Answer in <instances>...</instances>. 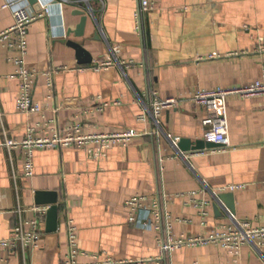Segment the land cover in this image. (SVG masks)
Here are the masks:
<instances>
[{"label":"crops","instance_id":"1","mask_svg":"<svg viewBox=\"0 0 264 264\" xmlns=\"http://www.w3.org/2000/svg\"><path fill=\"white\" fill-rule=\"evenodd\" d=\"M57 2L63 34L47 14L25 36L26 67L39 72L64 67L53 76L52 94L43 75L36 80L32 99L40 112L17 110L20 80L13 73L19 53L9 46L14 34L0 43V240L11 238L20 221L28 231L37 219L40 233L38 248L10 251L0 245V264H62L69 219L86 252L77 257L80 263L264 264V248L253 244L234 255L213 244L183 246L161 258L156 231L142 224L147 214L130 223L124 205L135 194L150 204L165 193L174 237L206 235L240 220L264 226V95L226 97L230 147L225 149L192 150L205 140L210 115L189 99L197 89L239 87L263 77L264 0H153L140 33L138 0ZM4 3L0 0V33L14 24ZM76 9L87 15L80 36L67 34L80 22V15L72 14ZM72 44L86 53L87 62H79ZM109 61L108 67H93ZM151 89L160 99L176 100L159 117V136L151 134L149 118L137 120ZM104 102L108 105L99 110ZM77 123L81 134L132 127L141 135L126 146L112 144L98 157L74 146L35 150L34 173L27 177L22 148L3 143L23 139L29 127L43 137ZM233 185L238 187L231 190ZM223 193L232 195L233 212L218 198ZM192 199L207 202L205 224Z\"/></svg>","mask_w":264,"mask_h":264},{"label":"built area","instance_id":"2","mask_svg":"<svg viewBox=\"0 0 264 264\" xmlns=\"http://www.w3.org/2000/svg\"><path fill=\"white\" fill-rule=\"evenodd\" d=\"M80 2L89 3L90 0H76ZM139 6L135 14L137 30L141 32L142 16L149 10L154 8L153 0H138ZM3 7H8L12 10L13 25L6 29L5 32L0 33V43L5 42L11 33L14 34V42L9 46L16 47L19 55L15 56L14 62L16 70L13 73L18 77L19 96L16 101V108L19 112H40L38 104L33 99V86L36 80L43 75L46 79V86L52 94L53 90V76L59 69H50L45 71H37L34 68H28L24 65V58L22 57L26 48L25 36L30 25L40 17L48 14L47 8H42L40 11L32 9L31 5L24 2V0H5ZM217 55V54H214ZM112 62H104L98 65H93L96 69L104 68L111 65ZM230 94L238 95L241 98H247L254 95H264V75L260 79H256L244 86L230 87V88H213L212 90L197 89L191 94L189 99L193 103L201 105L210 115L209 128L204 132L203 137L206 141L219 144L223 149L230 147L228 133V119H227V102L226 97ZM148 103L145 105V112L137 116L138 121H144L149 118L154 124L151 134L159 136L162 133L159 117L165 108L173 107L176 104L174 98H159L158 92L155 89L149 91ZM108 104L102 103L98 109L103 110ZM81 124L73 125L63 133L55 132L52 136L36 137L35 128L29 127L26 135L21 140L5 139L4 145L9 149L12 147H21L24 156L23 176H32L34 173L33 153L35 150L60 147V146H74L88 151L89 157L101 156L112 144H121L126 146L131 138L139 136L134 128L129 127L123 131L111 133H94L81 134ZM176 140V139H175ZM95 145V150L89 149V146ZM238 186L229 187L231 190ZM264 187V183H263ZM166 195L160 192L157 197H154L150 204H147L148 198L141 194L130 196L124 202L126 208L130 210V223H135L141 214H147L146 221L142 222L144 226H149L157 233L156 241L159 245L161 258H166V255L176 249H181L183 246H200V244H213L220 246L229 254H237L239 249L245 244H253L254 247L260 251L264 248V226L255 227L247 220L235 221L233 226L220 227L216 231H212L206 235H179L174 237L172 233L171 215L164 207ZM193 205L198 209V215L201 218V223H204V218L207 215L205 209L207 202L192 199ZM43 214V211H40ZM37 219L31 220L33 229L25 230L23 228L25 223L21 221L14 227L11 238L7 240H0V245L12 251L15 247L22 248H38L40 233L36 227ZM66 244L67 252L63 257L62 264H99V263H80L77 257L80 254L86 255V252L81 250L77 241V228L69 219L66 222ZM105 264H113L109 259ZM103 263V264H104Z\"/></svg>","mask_w":264,"mask_h":264},{"label":"water","instance_id":"3","mask_svg":"<svg viewBox=\"0 0 264 264\" xmlns=\"http://www.w3.org/2000/svg\"><path fill=\"white\" fill-rule=\"evenodd\" d=\"M29 5L34 6L37 10L40 11L42 6H46L48 10V15L50 16V21L57 29V34H63V21L61 16V5L57 2V0H27ZM81 3V2H80ZM73 15H80L79 24L75 27L74 31L67 30V34H70L71 32L75 36H80L83 33V29L86 23V12L84 9H76L73 13ZM72 47L77 50L78 59L79 62H87L88 59L86 57V53L80 48L77 44H72ZM214 145H219L216 143H212L210 141L205 140H197L196 144L191 147L192 150H197L199 148H203L204 146L211 147ZM181 146V143L179 144ZM190 148V147H189ZM185 149H188L185 147ZM219 199H221L225 205L228 206V208L233 212L234 205H232V195L230 193H223L218 196ZM217 199V198H216ZM215 207V210L218 209V205L213 204ZM51 211H54L52 208Z\"/></svg>","mask_w":264,"mask_h":264}]
</instances>
